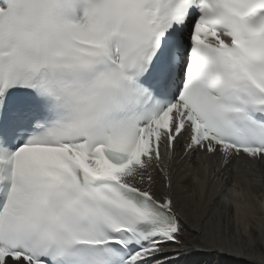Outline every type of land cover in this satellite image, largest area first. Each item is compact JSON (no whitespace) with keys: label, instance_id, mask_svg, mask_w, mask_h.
Returning a JSON list of instances; mask_svg holds the SVG:
<instances>
[{"label":"snow or ice","instance_id":"obj_1","mask_svg":"<svg viewBox=\"0 0 264 264\" xmlns=\"http://www.w3.org/2000/svg\"><path fill=\"white\" fill-rule=\"evenodd\" d=\"M181 143L264 163V0H0V264H255L186 239Z\"/></svg>","mask_w":264,"mask_h":264},{"label":"bare ground","instance_id":"obj_2","mask_svg":"<svg viewBox=\"0 0 264 264\" xmlns=\"http://www.w3.org/2000/svg\"><path fill=\"white\" fill-rule=\"evenodd\" d=\"M172 176L171 193L187 224L190 243L243 235L249 259L264 264V163L252 167L233 164L225 168L202 154L185 155L178 146L174 156L163 162ZM155 187L166 191L164 177L155 170ZM203 233L197 237L196 233ZM234 264L219 256L190 255L180 264Z\"/></svg>","mask_w":264,"mask_h":264}]
</instances>
